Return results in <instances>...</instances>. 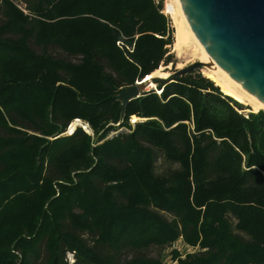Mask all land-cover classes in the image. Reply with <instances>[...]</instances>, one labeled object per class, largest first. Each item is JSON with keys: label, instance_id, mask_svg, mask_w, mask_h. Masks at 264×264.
Instances as JSON below:
<instances>
[{"label": "trees", "instance_id": "trees-1", "mask_svg": "<svg viewBox=\"0 0 264 264\" xmlns=\"http://www.w3.org/2000/svg\"><path fill=\"white\" fill-rule=\"evenodd\" d=\"M162 6L0 0V264H264V109L202 67L119 123L126 87L169 75ZM76 119L92 134H64ZM157 152L178 168L158 173ZM178 238L200 249L145 253Z\"/></svg>", "mask_w": 264, "mask_h": 264}, {"label": "water", "instance_id": "water-1", "mask_svg": "<svg viewBox=\"0 0 264 264\" xmlns=\"http://www.w3.org/2000/svg\"><path fill=\"white\" fill-rule=\"evenodd\" d=\"M179 1L195 38L208 56L264 104V0ZM203 64L196 61L168 77H152L150 82H167ZM146 86L141 81L119 94L122 99L119 123L128 102L140 96ZM67 132L64 134L72 131Z\"/></svg>", "mask_w": 264, "mask_h": 264}, {"label": "rangeland", "instance_id": "rangeland-1", "mask_svg": "<svg viewBox=\"0 0 264 264\" xmlns=\"http://www.w3.org/2000/svg\"><path fill=\"white\" fill-rule=\"evenodd\" d=\"M156 2H158V0H155ZM16 2V1H15ZM20 9L23 10V12L26 14L28 13V10L23 8V4L21 3H15ZM162 10L164 9V6L166 7V14H163L166 19H167V25H168V28H169V31H170V34H171V42L170 44L166 45L167 49H168V52L166 54H169L170 55V61L168 62V64H164L163 62L160 63L159 67L162 66L165 68V71H168L169 72V75L184 67V66H187V65H190L191 63H194L196 61H200L199 60V52L197 49H195L191 43H189V45L187 47H184L182 48V51L178 52L176 49H175V44L174 46L172 47L173 45V41H174V28H175V31H176V37H177V33H178V28L180 26V16H179V13L177 12V8H176V5L174 4L173 0H162ZM176 43V41H175ZM129 48H131L132 46H128ZM37 51H40V48L38 47H34ZM203 48V47H202ZM49 53L51 54H54V53H58L59 55H61L62 53L58 52V51H55L54 49H51V48H48L47 49ZM123 50H126V49H123ZM122 50V51H123ZM128 51V49H127ZM73 60H75L76 58H72ZM203 62V61H201ZM204 65V64H203ZM166 66H168V68H166ZM201 68L202 66H200V68H196L194 69V73H201ZM211 72V70H210ZM212 73V72H211ZM150 74V73H149ZM213 74V73H212ZM203 75V74H202ZM214 75V74H213ZM204 76V75H203ZM215 76V75H214ZM205 77V76H204ZM216 77V76H215ZM145 78L142 77L141 80H137L135 82L136 83H139L141 82L143 79ZM217 79V78H216ZM220 81V80H219ZM222 82V81H221ZM223 84V82H222ZM216 85V84H215ZM224 85V84H223ZM225 86V85H224ZM219 88V91L224 94L222 92V90L220 89L219 86H217ZM226 87V86H225ZM227 88V87H226ZM145 90L144 91H149V90H155V92L157 93V95L159 96L160 95V91L157 90V87H156V83H151L148 79H147V86L144 88ZM228 89V88H227ZM229 90V89H228ZM143 91V92H144ZM230 91V90H229ZM233 93V92H232ZM226 95V94H225ZM226 97L234 100L238 105H235V103L233 101H231V104L234 105L236 107V109L238 110V112L244 116H247L250 112H253V113H256L258 111H252V109L250 108L249 105L247 104H243V103H240L238 101H236L235 99L231 98L230 96L226 95ZM244 99V98H243ZM245 100V99H244ZM247 101V100H246ZM248 102V101H247ZM253 105V104H252ZM257 107V106H256ZM258 109H261L259 107H257ZM264 109V108H262ZM260 111V110H259ZM133 116L135 115H132L129 119V123L133 126L134 123L136 121H138L139 119L137 118H133ZM76 120H79V119H76ZM74 121V120H73ZM72 121V122H73ZM81 121V122H80ZM71 122V123H72ZM70 123V124H71ZM69 124V125H70ZM69 125L67 127V130L65 133H68V128H69ZM78 125H81L83 128H84V131H88V133L92 134V130L91 128L89 127V125L82 121V120H79V123ZM77 125V126H78ZM76 126V127H77ZM120 130V129H119ZM114 132H111L109 136H111ZM178 168V164L177 163H172V162H169L167 161L162 153L160 152H157V161H156V171L158 173H161V174H165V173H168L169 171H172L174 169ZM164 217L166 218H170V216L168 214H163ZM241 234V236L245 237L244 234L242 233H239ZM200 248L198 246H193V245H190L188 243H186L185 241H183L182 238H178L177 240H175L174 242H172L171 244L169 245H165L163 247H156V246H151L150 248H148L145 253L147 256L149 257H152V258H158L160 257L163 261V263H171L172 262V255H174V251H176V253L180 256V257H184L187 253H194L196 251H198ZM133 255V253L131 251L129 252H125L122 254L120 260L121 262L125 261V260H129L130 257ZM68 259H72V256L71 254H68Z\"/></svg>", "mask_w": 264, "mask_h": 264}, {"label": "bare ground", "instance_id": "bare-ground-1", "mask_svg": "<svg viewBox=\"0 0 264 264\" xmlns=\"http://www.w3.org/2000/svg\"><path fill=\"white\" fill-rule=\"evenodd\" d=\"M176 5L177 12L180 16V26L178 28V33L176 37L175 49L180 52L182 48L187 47L189 43L198 50L199 60L205 63L202 67L211 72L216 76V78L223 82V84L235 95L238 97L244 98L249 103L257 106L259 108H264V104L261 103L254 95L243 89L236 81H234L219 65H217L206 53L203 46L195 38L187 19L185 18L183 11L181 9V4L179 0H173ZM155 76H150L148 78L151 81V78ZM153 83V82H151ZM81 122V121H80ZM79 120H74L68 128V131H73L78 125Z\"/></svg>", "mask_w": 264, "mask_h": 264}, {"label": "built area", "instance_id": "built-area-1", "mask_svg": "<svg viewBox=\"0 0 264 264\" xmlns=\"http://www.w3.org/2000/svg\"><path fill=\"white\" fill-rule=\"evenodd\" d=\"M160 12H161L162 14H166V12H167V11H166V7L164 6V9H163V10L161 9ZM117 45H119V47H120L121 49H123V47H122L123 43H122L121 41H117ZM124 49H126V50L128 49L129 51H132V50H133V47L129 48L128 45H127V46L124 47ZM146 76H147V75H145V78H146ZM145 78H144V79H145ZM144 79H143V80H144ZM143 80H142V81H143Z\"/></svg>", "mask_w": 264, "mask_h": 264}]
</instances>
